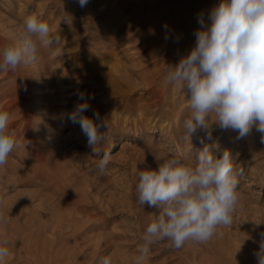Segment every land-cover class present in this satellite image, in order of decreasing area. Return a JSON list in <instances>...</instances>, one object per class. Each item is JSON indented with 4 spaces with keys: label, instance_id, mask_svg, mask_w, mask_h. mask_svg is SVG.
<instances>
[{
    "label": "rangeland",
    "instance_id": "obj_1",
    "mask_svg": "<svg viewBox=\"0 0 264 264\" xmlns=\"http://www.w3.org/2000/svg\"><path fill=\"white\" fill-rule=\"evenodd\" d=\"M221 0H0V49L14 42L26 17L48 23L60 42L41 46L34 64L0 71V110L18 146L0 167V236L8 240L4 264H135L147 225L158 213L137 203L138 171L157 169L169 157L195 166L205 145L220 156L229 150L240 201L233 224L206 243L180 249L154 242L142 264H257L264 232V143L253 127L244 139L221 130L183 138L191 113L187 89L166 83L195 46L198 16ZM167 37V39H166ZM84 93L107 121L111 148L103 173L101 156L78 124L67 120ZM212 124V125H211ZM159 161H157V159ZM259 223V225H257Z\"/></svg>",
    "mask_w": 264,
    "mask_h": 264
},
{
    "label": "clouds",
    "instance_id": "obj_2",
    "mask_svg": "<svg viewBox=\"0 0 264 264\" xmlns=\"http://www.w3.org/2000/svg\"><path fill=\"white\" fill-rule=\"evenodd\" d=\"M87 3L79 0L81 7ZM198 23L195 46L177 65L168 66L165 78L169 85L190 94L191 113L183 122V138L191 140L198 130H205L210 139L208 121L214 117L212 124L236 132V139L248 137L255 127L264 143V0H221L208 13L207 22L201 13ZM21 28L18 38L0 49V71L34 64L41 46L51 48L60 42L36 15L26 17ZM91 98L79 93L81 102L67 114V120L80 126L94 154L101 156L97 169L103 173L112 149L96 145L106 139L100 129H108V123L98 112L93 113L95 119L85 115ZM9 120L10 113L0 110V167L18 146L8 129ZM233 160L229 150L217 156L205 145L197 152L194 167L169 157L155 170L138 171L137 203L158 213L144 231L135 264H142L154 242L167 241L180 249L189 241L206 243L219 227L233 224L240 201L238 177L243 173L234 168ZM7 223L8 217L0 214V225ZM260 237L254 255L257 264H264V232ZM7 245L8 240L0 236V264L10 255ZM99 264H111L110 257H101Z\"/></svg>",
    "mask_w": 264,
    "mask_h": 264
}]
</instances>
